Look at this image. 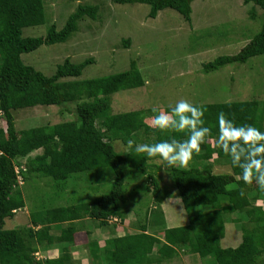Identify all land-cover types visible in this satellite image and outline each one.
Returning <instances> with one entry per match:
<instances>
[{"label": "trees", "instance_id": "16d2710c", "mask_svg": "<svg viewBox=\"0 0 264 264\" xmlns=\"http://www.w3.org/2000/svg\"><path fill=\"white\" fill-rule=\"evenodd\" d=\"M194 1L115 0V3L147 4L151 19L157 18L165 9H173L191 23ZM242 1L244 5L254 4L264 14V0ZM42 2L0 0V6L6 4L5 10L0 8V264H77L70 251L82 222L89 219L97 227L109 228L110 220L121 217L123 210L129 211L124 205L134 193L127 192L125 182L132 172L145 176L148 181L145 190H152V225H156L162 215L160 206L174 198L175 193L160 185L157 174L163 170V165L155 163L158 158L147 164L146 154L136 153L135 145L128 148L126 154L118 153L114 148L116 141L127 147L128 139H133L136 144H154L169 139V134L152 126L149 118L153 115V107L113 112L115 94L140 89L147 84L135 61L127 71L87 80L79 78L86 67L95 63L94 58L81 63L67 58L51 76L24 63V54L42 46L68 42L78 31L79 22L87 17L96 19L99 9L94 5H79L65 26L58 30L55 24H49ZM22 16L25 22L20 24L18 21ZM255 17L256 10H252L251 18ZM47 24L46 36L24 35L26 28ZM129 44V40L125 42L126 48ZM262 55L264 24L237 54L217 57L203 65V72L209 74L228 65L245 64ZM66 105H75L72 121L26 130L16 128V110L38 106L63 108ZM196 106L206 110L204 118L206 126L212 129V136L202 145L201 155L194 157L188 169L166 170L172 177L175 197L180 199L188 214V224L177 228L162 225L158 231L153 230V239L145 233L147 230L143 225L141 233L109 239L103 251L91 242L89 249L94 258L102 257L104 264H171L182 256H193L190 258L196 260L194 256L198 255L203 264H264V192H257L255 183L249 186L236 180L240 169L231 164L230 157L225 156L215 142L217 116L221 111L237 125L250 124L264 132V101ZM168 109L170 111V108L164 110ZM175 135L178 139L184 138L181 134ZM35 152L40 153L33 156ZM214 155L218 160L228 162L230 173L213 171V165L208 162ZM106 168L114 175L109 193L70 206L32 211L30 225L6 229V220L26 208L19 176L24 182L30 176H37L67 183L75 175L86 174L88 183H97L100 172ZM241 189L244 196L240 195ZM260 202L262 209L256 207ZM229 222L235 223L242 232V242L235 248H224L221 243ZM54 225L59 229L56 237L50 233ZM151 240L155 243L153 249ZM55 246L60 249L58 258L37 257L41 249ZM100 252L101 256L98 255Z\"/></svg>", "mask_w": 264, "mask_h": 264}, {"label": "rangeland", "instance_id": "374dc122", "mask_svg": "<svg viewBox=\"0 0 264 264\" xmlns=\"http://www.w3.org/2000/svg\"><path fill=\"white\" fill-rule=\"evenodd\" d=\"M43 2L49 24H55L58 30L65 26L79 5L89 4L98 6L99 9L96 19L87 17L79 22L78 31L68 42L42 46L35 52L24 54L22 56L24 63L51 76L67 58L74 63L94 58L95 63L86 67L79 78L87 80L127 71L131 62L135 61L147 84L140 89L115 94L112 105L115 114L152 107L170 108V105L174 106L180 99H186L193 105L264 101V55L251 58L245 64L228 65L209 74L203 72L204 64L220 56L237 54L261 31L264 14L252 3L244 5L242 0H196L192 3L190 23L173 9H165L159 12L157 18L151 19L150 6L147 4L121 5L115 3V0H43ZM5 5L2 4L0 8L5 10ZM252 10H256L255 19L251 18ZM19 21L18 23L23 24L25 18L22 16ZM49 24L26 28L24 35L46 36ZM128 40L130 44L126 48L125 42ZM62 109H65L63 113ZM74 109L75 105H66L63 108L38 106L16 110L14 111L16 128L26 130L72 121ZM120 144L123 143L119 142L118 145ZM116 149L118 150L117 147ZM39 153L35 152L33 156ZM216 159L214 155L208 162L213 165L214 172H231L226 160ZM161 165L163 170L157 174L160 185L162 189L175 193L174 198L166 200L160 209L165 211L168 225L183 226L188 222V214L180 199L175 197L176 189L173 187L171 175L164 168V164ZM103 170L97 183L93 181L88 183L86 174L75 175L67 183L55 182L49 177L30 176L21 187L26 208L17 211L14 218L6 220V229L30 225L32 211L70 206L95 200L109 193L114 175L110 168ZM136 176L139 179L135 178V175L127 177V186L125 184L127 192L132 193L133 185L143 184L144 187L148 185L145 176L140 174ZM255 188L257 192H261L257 186ZM137 192L136 197H143L141 193L145 195L141 203L136 206L134 201L140 198L133 197L124 205V208L129 210L126 232L135 233L138 222L141 226L148 223L146 232L153 239L152 231L161 227L158 224L162 219L161 214L156 227L153 228L152 212L146 216L145 211V207H150L153 203L152 194L145 188ZM256 206L263 208L262 202ZM181 215L184 219L180 217ZM233 227L242 234L238 226ZM51 233L58 235L55 230ZM77 239L78 242L86 241L85 238ZM152 241L153 249L155 243ZM86 248L89 252L88 246ZM45 255L39 253L37 257L43 259ZM74 255L79 257V253ZM190 257L183 256L171 264H203L198 255L194 256L196 260ZM80 263L94 264L90 258L80 260Z\"/></svg>", "mask_w": 264, "mask_h": 264}, {"label": "clouds", "instance_id": "9594fccd", "mask_svg": "<svg viewBox=\"0 0 264 264\" xmlns=\"http://www.w3.org/2000/svg\"><path fill=\"white\" fill-rule=\"evenodd\" d=\"M169 107L170 111L153 107V115L149 118L154 128L169 134V139L154 144H136L133 139H128L127 148L132 149L135 145L136 153L146 154L147 164L158 158L155 163H163L166 170L188 169L194 157L201 155L202 145L212 136V129L206 126V110L202 106L180 99ZM217 121L215 142L225 156L230 157L231 164L240 169L236 180H242L249 186L255 183L264 192V132L250 124L237 125L223 111L218 113ZM175 134L184 138L178 139ZM240 195H245L243 189Z\"/></svg>", "mask_w": 264, "mask_h": 264}, {"label": "crops", "instance_id": "0c3cea01", "mask_svg": "<svg viewBox=\"0 0 264 264\" xmlns=\"http://www.w3.org/2000/svg\"><path fill=\"white\" fill-rule=\"evenodd\" d=\"M118 144H119V141H116L114 143V148H115V150L118 153H121V154L128 153V148L124 144H120V145H118ZM116 147L118 148V150L116 149ZM130 175H135V178H137L136 175H138V173L132 172V174H130ZM137 179H139V178H137ZM126 182H127V180H126ZM126 182H125V184L127 186V183ZM143 188H145L143 184H141V185H139V184L133 185V187L131 189L132 194L134 193V196L133 197L135 198L137 196V193H138L137 190L138 191L139 190H143ZM141 194H142L143 197H136V198H140V199H137L136 201H134L135 204H136V206L141 203L142 199L145 196L143 193H141ZM152 204H150V207H148V206L145 207L146 216L149 213H151L152 206L154 208V205H152ZM256 207L262 209L259 206H256ZM162 210L163 209H161V211ZM128 212L127 211H124L121 217H116V218H113L112 220H110V222H109L110 223L109 228H107V227H97V226H95V223L94 222H91V220H89V219L83 221L82 224H81V227L82 228L74 236L75 237V242H74V245L71 247V251H70L71 252V255H72L73 259H74V261L77 264H81L80 263V260L83 261L84 259L87 260L88 258H90V259H92V261L94 262V264H104V262L101 259L102 257L100 259L94 258L91 255L90 249H88L89 252L86 251V249H87L86 247L88 246V248H89V244L91 242H95L97 244V247L101 251H103L104 248H105L106 242L109 239H111V238H114V237H124L125 235H129V234L141 233V231H140L141 230V228H140L141 227V225H140L141 223L139 224V222L137 224V228L138 229L135 230L136 231L135 233L126 232L128 230L126 228V225L128 224L127 221H126V220H128V216H127V213ZM135 214L139 215L136 212H135ZM161 217H162V219L159 222L160 225H161V227H162V225H163V227L165 225L167 228H175V227L177 228V227H180L179 224L178 225H174V226L168 225L167 215H166V213H165L164 210H163V215H161ZM180 217L184 219L183 215H181ZM187 220L189 221L188 216H187ZM187 224H188V222L185 223V225H187ZM154 225H155V223H154ZM185 225H183V226H185ZM233 225L237 226L235 223H232V222H229V223L226 224V234H225L224 239L221 242L222 243V246L224 248H228V247L235 248V247H237L242 242V234L238 231V229H236L235 227H233ZM147 226H149L148 223L145 225V227H147ZM53 230L57 231L58 232V235H59V229H58V226L57 225H54L53 226V229L51 230V232ZM153 232L154 231H152V235H153ZM145 233L146 234H149L147 232H145ZM52 235L55 236L54 234H52ZM58 235H56V236H58ZM159 235H161V234H159ZM77 238H80L82 240L85 238L86 241L84 243L82 241L81 242L80 241L78 242V239ZM40 253L46 254L45 256H43V259H45V258L55 259V258H58L60 256V249H59V247H56L55 246L53 248L41 249ZM77 253H79V257H77L76 255H74V254H77ZM98 255L101 256V252Z\"/></svg>", "mask_w": 264, "mask_h": 264}, {"label": "built area", "instance_id": "2783aa9c", "mask_svg": "<svg viewBox=\"0 0 264 264\" xmlns=\"http://www.w3.org/2000/svg\"><path fill=\"white\" fill-rule=\"evenodd\" d=\"M18 180H19V184L22 185L23 184V179L21 178V176L18 177Z\"/></svg>", "mask_w": 264, "mask_h": 264}]
</instances>
